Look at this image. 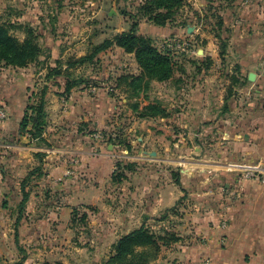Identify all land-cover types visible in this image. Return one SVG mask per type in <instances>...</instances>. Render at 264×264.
<instances>
[{
	"label": "rangeland",
	"instance_id": "1",
	"mask_svg": "<svg viewBox=\"0 0 264 264\" xmlns=\"http://www.w3.org/2000/svg\"><path fill=\"white\" fill-rule=\"evenodd\" d=\"M142 1L0 0V22L7 24L20 41L25 39L27 27L34 28L43 49L39 60L22 67L33 73L30 101L39 99L49 66L65 68L70 61L90 54L106 38L129 30L133 19L123 11L138 12ZM213 1L217 0L205 2L203 15L196 21H202L201 30L215 33L220 52L227 34L222 28L223 15L214 10ZM194 2L184 0L166 25L147 17L140 20L138 34L152 38L158 49L171 56L173 75L167 80L145 75L136 53L118 44L93 61L50 78L46 108L58 103L53 109L56 114L69 104L99 98L100 110L106 116L101 122L65 117L51 120L50 127L47 116L44 140L34 138L37 149L28 167V173L34 171L27 185L29 200L23 216L12 219L16 241L0 248L4 264H14L24 255L25 264H104L117 240L143 224L156 236L170 230L181 238L166 245L158 240L160 248L152 250L155 256L150 264H189L176 253L182 251L186 236H191L183 228L193 226L192 174L205 173L196 170L195 163L220 162L222 156L217 150H209L208 138L202 139L204 143L200 140L203 149L191 151L189 147L197 142L189 134L200 129L201 121L192 124L187 116L183 115L182 121L177 118L180 110L191 107L188 98L191 84L201 74L199 68L225 64L222 55L215 62L191 56L202 43L201 39L196 43L195 31H189L197 23L191 20ZM177 98L184 101L181 106L171 103ZM207 123L202 121V125ZM210 130H205V138L211 136ZM178 143L186 144V150ZM48 166L57 174L46 182ZM230 170L246 174L238 167ZM173 187L179 196L156 211L159 195ZM12 192L4 201L21 211L19 195ZM34 206L36 211L27 215ZM59 224L63 225L58 229L59 238L67 236L68 244L54 239Z\"/></svg>",
	"mask_w": 264,
	"mask_h": 264
},
{
	"label": "crops",
	"instance_id": "2",
	"mask_svg": "<svg viewBox=\"0 0 264 264\" xmlns=\"http://www.w3.org/2000/svg\"><path fill=\"white\" fill-rule=\"evenodd\" d=\"M194 1L193 11L197 10L196 14L191 11V20L196 21L203 15L208 0ZM212 3L216 4L214 10L218 9L223 15L222 28L229 40V48L223 56L225 64L199 68L202 75H197L199 78L191 84L188 98L191 107L180 110L177 119L182 121L184 115L192 124L201 121L199 130L190 131L189 137L197 142L188 146L191 151V148L203 149L200 140L208 138L209 150H217V155L222 157L220 162L195 163V169H203L205 173L203 176L192 174L190 219L193 226L189 229L184 226L183 232L191 236H186L187 244L181 245L182 251H177L176 257L189 264H264V184L230 170L234 166L240 170L257 167L264 171V0H217ZM196 22L191 30L195 31V42L201 39L202 43L191 51V56L196 60L217 61L221 54L215 45V33L201 30L202 21ZM251 73H254L252 79ZM32 74L26 68L0 65V107L7 112V118L0 123L1 249L5 248V243L12 245L16 241L12 219L15 217L16 221L23 216V212H17L4 201L5 197L12 189V194L17 192L21 202L20 181L27 175L37 149L34 138L27 131H21V120L32 93L31 89L29 91ZM233 77L242 82L232 83L230 78ZM179 99L171 103L181 106L184 101ZM89 100L93 105L80 100L76 106L69 104L56 114L53 109L59 104H48V127L51 120L65 117L101 122L106 115L100 110V99ZM91 110V114L85 113ZM202 121L208 123L202 125ZM210 128L211 136L205 138V130ZM46 133L47 128L44 136ZM176 145L186 150V144ZM48 171L46 182L57 174L49 166ZM178 196L175 187L164 189L156 211L169 206ZM35 211V206L31 207L27 215ZM56 227L55 241L63 225ZM59 239L61 245L69 243L67 236ZM3 255L0 252V264H4Z\"/></svg>",
	"mask_w": 264,
	"mask_h": 264
},
{
	"label": "trees",
	"instance_id": "3",
	"mask_svg": "<svg viewBox=\"0 0 264 264\" xmlns=\"http://www.w3.org/2000/svg\"><path fill=\"white\" fill-rule=\"evenodd\" d=\"M183 1L143 0L138 12L123 11L124 14L130 15L133 19L129 30L122 31L112 38H106L102 43L96 45L90 54L77 58L73 62L70 61L65 68L62 65L49 66L39 99L36 102L29 101L26 107L25 114L21 120V131H27L33 138L44 140L43 134L48 116L46 93L50 78L61 75L67 69L93 61L99 53L113 44H118L128 51L135 52L145 75L159 80L170 78L173 75L171 56L158 49L152 38L138 34V28L143 17H147L158 25H166ZM27 28L25 39L20 41L17 36L11 33L7 24L0 22V62H3L4 65L26 67L40 59L43 49L38 42V36L35 34L34 28ZM222 45L220 54L224 56L227 52L228 37L223 38ZM233 82L241 83L242 81L240 78L233 77ZM37 154L39 157L43 155L42 153ZM36 169H40V166ZM33 174L34 171L32 170L21 181L23 196L20 202L21 212L29 200L30 193L26 190V186ZM177 182L180 183L178 178ZM164 233V235L159 234V236H156L146 224L141 225L139 228L122 235L117 240L114 251L104 264H150V258L155 256L152 250L157 252L160 248L158 240L166 245L173 240L178 241L181 239L180 235L170 230H164ZM25 259L26 255L14 264H25Z\"/></svg>",
	"mask_w": 264,
	"mask_h": 264
},
{
	"label": "built area",
	"instance_id": "4",
	"mask_svg": "<svg viewBox=\"0 0 264 264\" xmlns=\"http://www.w3.org/2000/svg\"><path fill=\"white\" fill-rule=\"evenodd\" d=\"M7 118V112L3 107H0V123ZM246 170V177L258 179L261 183L264 184V171L260 168H248Z\"/></svg>",
	"mask_w": 264,
	"mask_h": 264
},
{
	"label": "water",
	"instance_id": "5",
	"mask_svg": "<svg viewBox=\"0 0 264 264\" xmlns=\"http://www.w3.org/2000/svg\"><path fill=\"white\" fill-rule=\"evenodd\" d=\"M190 32H191V29L189 30ZM253 76H254V73H251L250 75H249V77L252 79L253 78Z\"/></svg>",
	"mask_w": 264,
	"mask_h": 264
}]
</instances>
